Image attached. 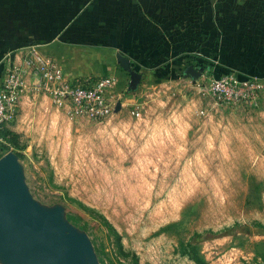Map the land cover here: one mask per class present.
I'll return each mask as SVG.
<instances>
[{"label": "rangeland", "instance_id": "obj_1", "mask_svg": "<svg viewBox=\"0 0 264 264\" xmlns=\"http://www.w3.org/2000/svg\"><path fill=\"white\" fill-rule=\"evenodd\" d=\"M137 72L104 119L37 96L0 156L11 152L31 196L87 235V264H195L193 249L209 264H264V98L216 103L164 71Z\"/></svg>", "mask_w": 264, "mask_h": 264}, {"label": "crops", "instance_id": "obj_2", "mask_svg": "<svg viewBox=\"0 0 264 264\" xmlns=\"http://www.w3.org/2000/svg\"><path fill=\"white\" fill-rule=\"evenodd\" d=\"M30 44L67 77L115 76L117 91L130 80L121 57L155 78L164 71L160 79L181 91L196 88L183 69L199 61L215 73L264 76V0H0V79ZM37 96L53 106L46 94L26 91L18 113Z\"/></svg>", "mask_w": 264, "mask_h": 264}, {"label": "built area", "instance_id": "obj_3", "mask_svg": "<svg viewBox=\"0 0 264 264\" xmlns=\"http://www.w3.org/2000/svg\"><path fill=\"white\" fill-rule=\"evenodd\" d=\"M193 85L216 103L226 105H255L264 98V76L241 77L236 71L215 73L205 65ZM116 77L109 74L67 77L59 61L44 53L38 45L22 49L18 61L6 63L0 79V145L7 123L18 113L22 93L32 91L46 94L51 103L69 117L104 119L122 99L115 90ZM133 113L139 111L132 110Z\"/></svg>", "mask_w": 264, "mask_h": 264}, {"label": "water", "instance_id": "obj_4", "mask_svg": "<svg viewBox=\"0 0 264 264\" xmlns=\"http://www.w3.org/2000/svg\"><path fill=\"white\" fill-rule=\"evenodd\" d=\"M129 69L127 89L136 86L140 74ZM202 67L187 64L183 75L197 78ZM84 253L94 260L86 234L70 227L60 208L41 206L30 194L15 156H0V258L5 264H87Z\"/></svg>", "mask_w": 264, "mask_h": 264}, {"label": "trees", "instance_id": "obj_5", "mask_svg": "<svg viewBox=\"0 0 264 264\" xmlns=\"http://www.w3.org/2000/svg\"><path fill=\"white\" fill-rule=\"evenodd\" d=\"M196 66H201V67H204L205 64H204V61H199L195 64ZM7 134L9 135L8 131L4 130V133L3 135L7 136ZM192 253V258H193V261L195 264H209L205 259H203L202 257H200L196 251L193 249L191 251Z\"/></svg>", "mask_w": 264, "mask_h": 264}]
</instances>
